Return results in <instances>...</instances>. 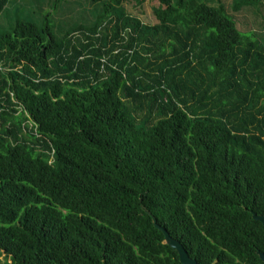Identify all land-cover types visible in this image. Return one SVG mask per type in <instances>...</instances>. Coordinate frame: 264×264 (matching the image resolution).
<instances>
[{
    "label": "trees",
    "instance_id": "1",
    "mask_svg": "<svg viewBox=\"0 0 264 264\" xmlns=\"http://www.w3.org/2000/svg\"><path fill=\"white\" fill-rule=\"evenodd\" d=\"M144 1L90 0L95 22L60 40L0 34L10 264H180L150 216L197 264L256 258L264 0Z\"/></svg>",
    "mask_w": 264,
    "mask_h": 264
},
{
    "label": "rangeland",
    "instance_id": "2",
    "mask_svg": "<svg viewBox=\"0 0 264 264\" xmlns=\"http://www.w3.org/2000/svg\"><path fill=\"white\" fill-rule=\"evenodd\" d=\"M216 5V0H198ZM229 5L231 0H221ZM152 0L144 1L143 12L150 9ZM133 5V3L131 2ZM102 3L90 0H9L0 14V34L11 32L16 21L33 23L43 34L49 29L55 40H60L71 29L91 26L100 14ZM238 17V15H237ZM241 31L240 25H237ZM251 29V28H250ZM78 37H82L81 33ZM264 43V38L259 39Z\"/></svg>",
    "mask_w": 264,
    "mask_h": 264
},
{
    "label": "water",
    "instance_id": "3",
    "mask_svg": "<svg viewBox=\"0 0 264 264\" xmlns=\"http://www.w3.org/2000/svg\"><path fill=\"white\" fill-rule=\"evenodd\" d=\"M151 217V221H152V225L155 229H157L164 238V243L169 246L170 248H172L173 250L176 251L177 256H178V262L180 264H197V262L194 259H191L186 250L183 248V246L175 239H173L171 236H169V234L166 232L165 229H163L162 227H160L157 223L156 220ZM251 217L253 220L258 221L264 230V215H256L254 213H251ZM260 259L264 261V256L262 254L259 255Z\"/></svg>",
    "mask_w": 264,
    "mask_h": 264
},
{
    "label": "flooded vegetation",
    "instance_id": "4",
    "mask_svg": "<svg viewBox=\"0 0 264 264\" xmlns=\"http://www.w3.org/2000/svg\"><path fill=\"white\" fill-rule=\"evenodd\" d=\"M252 248L254 250L256 258H242V260H238L240 264H264V261L259 257L260 254L264 256V241L258 246H253ZM5 262H8V264H10V261L2 253H0V264H4Z\"/></svg>",
    "mask_w": 264,
    "mask_h": 264
}]
</instances>
